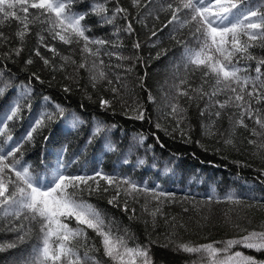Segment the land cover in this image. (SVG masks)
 <instances>
[{"label": "snow or ice", "instance_id": "snow-or-ice-1", "mask_svg": "<svg viewBox=\"0 0 264 264\" xmlns=\"http://www.w3.org/2000/svg\"><path fill=\"white\" fill-rule=\"evenodd\" d=\"M109 2L92 0V3L81 6L79 0H0V28L9 26V21L16 25L10 35L0 30V47L4 49L0 51V71L10 72L7 63L3 62L15 63L22 56L25 57L22 70L32 66L36 58L53 74L57 71L69 73L65 79L74 83L83 70L93 91H97L99 86L96 103L100 109L115 112V106L119 104L125 116L132 113L130 118L144 120L143 105L133 102L130 106L127 103L124 77L112 71V68L120 66L106 64L102 55L121 61L128 58L120 54L119 46L110 38L94 35L92 25L87 23L86 18L94 16L101 27L111 25L115 29L111 35L118 36L121 29L114 21L119 16L125 20L124 30L132 34L134 29L128 19V10L119 5V0H112L114 7L109 9ZM132 3L137 9L143 7L148 15L153 11L166 12L173 38L177 31L187 28L194 41L193 46L177 41L183 46L180 63L172 74L168 91L164 93L163 107L167 116L172 118V132H178L186 138L185 142H191L188 110L195 105L202 135L225 147L235 148L238 131L243 129L251 137L247 144L264 161V107H261L264 105V57L258 58L252 52L257 47L264 51V0H143V4L141 0H132ZM30 37L34 38V43L28 47ZM56 41L68 46V55L58 51ZM132 47L139 49V42H134ZM109 48L113 50L107 51ZM77 51L78 61L73 58ZM132 59L138 60L139 57ZM197 72L200 73V83L193 86L190 77ZM32 79L44 83L37 71L30 72L29 82ZM19 87L23 90L0 115V134L4 137L0 143V221L5 222L7 231L15 233L12 241L0 242V251L30 241V250L13 260L12 264H100L97 253L101 248L109 264H152L148 244H137L129 229L122 228L120 222L100 206L99 200L106 198L107 205L124 212L131 211L133 215L128 218L132 220L135 209H129V199L136 202L138 196H144L143 211L150 217L152 225L155 226L158 218L163 219L165 226L171 229L167 237L174 238L178 235L176 229H184L186 225L177 222L173 216L166 217L162 208L165 203L176 202V194L158 191L159 185L148 187L146 181L134 180L127 174L117 171L106 173L102 168L93 169L91 173L85 169L81 174H67L69 166L63 159L66 147L56 153L54 167L49 170L45 165L44 173L34 174L31 163L22 157L23 144L31 143L34 133L55 119L73 129L85 121L78 111L67 109L44 95L43 104H51L54 110L48 111L46 107L41 110L33 118L26 134L14 141L8 134V123L19 119L22 109L31 110V103L26 99L31 92L30 83H21ZM77 88L79 90L78 84ZM61 90L68 94L73 88L63 84ZM3 91L4 87H0V93ZM82 91L87 99H92L86 90ZM148 100L155 103L151 93H148ZM83 108L84 105L80 104V109ZM92 125L87 143L103 133L104 148L115 151L116 145L109 133L116 125L106 124L95 117ZM155 128L161 129L162 126L157 122ZM162 130L166 135L170 134L168 128ZM152 135L159 142V137L155 133ZM43 139L47 141L48 137ZM145 139L143 133L133 134L135 143H130L122 154L124 163H127L126 157L133 148L142 146ZM196 143L199 145L200 141ZM151 147L148 145V150ZM138 163L143 164L144 160L140 159ZM260 172L264 174V168ZM94 197L97 203L91 202ZM149 199L153 204L151 210ZM180 199L190 201L188 196ZM247 199L252 203H245L244 194L229 191L219 196L212 190L203 200H192L191 206L199 214L207 213L201 215L204 221L210 218L214 202L233 206L243 204L248 208L264 207V197L249 195ZM183 211L189 209L184 208ZM223 222L238 229L239 234L208 243H178L175 239L171 242L178 251L198 254L200 260L194 264H264V259L236 250L243 246L264 255V223L258 229L241 228L239 215L232 209L224 213ZM148 223L146 220L145 224ZM196 224L203 227L199 220ZM89 229L101 248H97L90 238Z\"/></svg>", "mask_w": 264, "mask_h": 264}, {"label": "trees", "instance_id": "trees-1", "mask_svg": "<svg viewBox=\"0 0 264 264\" xmlns=\"http://www.w3.org/2000/svg\"><path fill=\"white\" fill-rule=\"evenodd\" d=\"M81 6L92 3V0H79ZM143 4V0H141ZM119 5L128 10V19L132 21L134 32L127 33L124 30L125 20L117 17L115 25L121 29L118 36L111 34L115 29L111 25L101 27L96 22L97 18L89 16L87 23L92 25V32L96 36L110 38L119 48L120 54L128 59L119 60L116 57L110 59L102 55L106 64L119 65V68H112L117 75L124 77L123 83L127 86L125 99L131 106L133 102H138L145 109V119L135 120L130 118L133 114L124 115V109L121 105L115 106V112L112 110H102L97 101V91L88 85L87 74L81 70L77 81L65 79L69 73H51L44 68L42 63L34 58V64L28 69L22 70V56L15 63L5 61L8 71H0V87H4L3 93H0V115L7 110L8 105L15 99L21 89L19 85L29 84L31 92L26 97L31 103V110L22 109L20 118L8 123V134L13 140H18L26 134L33 118L38 116L39 112L45 107L48 111H53L51 104H43L42 97L47 95L56 103L62 104L67 109L78 111L85 123L73 129L66 126L59 119L53 120L47 127L34 133L31 143L25 142L22 146V157L24 161L30 162L32 171L44 173L45 165L50 170L55 166L56 153L66 147L63 159L69 166L67 174H81L83 170L102 168L106 173L117 171L121 174H127L137 181H146L148 187L159 185L158 191L174 192L177 200L174 203L163 205L165 216H173L177 222H183L186 225L184 229H176L178 235L174 238L167 237L171 229L167 228L163 219H157L155 226L152 225L150 217L143 211L145 197L138 196L136 202L129 199V209H135L134 218L131 211L124 212L120 208L107 205L106 198H101L99 204L105 208L110 216L120 222V226L127 227L135 242L140 245L148 244L149 255L152 264H194L200 257L198 254H190L178 251L171 242L175 239L179 242L191 241L192 243H208L211 240H222L232 238L239 234V230L228 227L224 224V213L232 209L233 213L239 215L241 228H257L264 223V207L254 206L251 208L233 206L226 203H213L211 205V215L207 221L201 220L198 210L193 209L191 201H201L206 194L215 190L216 194L223 196L229 191L237 194H244L245 203L251 204L247 199L249 195H255L257 198L264 197V174L260 169L264 168V161L258 155H255V149L247 144V139L251 138L248 132L240 129L237 134V145L225 147L222 143L216 142L213 138L202 135L199 124V117L195 105L189 108L188 117L191 129L188 135L191 142H185L178 132L173 133L172 118L166 114L164 109V93L168 91V85L172 83V74L176 70V60L180 59L183 46L177 41H184L189 46L194 45L187 28L181 29L172 35V27L167 24L168 14L166 12L153 11L151 15L143 7L137 9L132 0H119ZM109 9L114 7L112 0L107 4ZM32 11V9H30ZM158 17V19H157ZM9 26L0 28L6 35L15 31V22L9 21ZM156 35L152 36L151 33ZM139 42V49H133V43ZM34 43V38L28 40V47ZM55 47L64 55L69 54L68 46L56 41ZM4 49L0 47V51ZM109 48L107 51H112ZM27 49H25V52ZM253 55L264 57V51L260 48L252 50ZM159 53V55H158ZM49 55L48 53H44ZM139 57V59H132ZM73 58L79 60V52L73 53ZM171 60H175L173 67L168 66ZM253 67H254V62ZM2 67V64H0ZM31 71H37L41 75L43 84L32 79L29 82ZM183 72V68L180 69ZM53 76L55 77L53 79ZM190 79L193 86L200 83V73L197 72ZM5 84L7 85L5 87ZM63 84H69L73 88L71 93H64L61 88ZM79 85V90L77 88ZM86 90L92 96L89 100L84 95ZM148 93L155 98V103L148 100ZM107 95V93H104ZM80 104L84 105L83 110ZM261 107H264L262 105ZM95 117L106 124H114L115 128L109 133L112 141L116 145L115 151L104 148L103 133L93 138L92 142L87 143L91 135L92 119ZM159 122L161 129H156L155 124ZM227 125V121H223ZM168 128V135L162 130ZM223 130V129H221ZM143 133L146 137L142 146L137 145L126 157L127 163L122 155L127 151L130 143L133 141L134 133ZM159 137V142L153 137ZM47 136L45 141L43 137ZM3 135L0 134V143H3ZM219 139V138H216ZM199 140L198 145L196 141ZM148 145L151 149L148 150ZM203 145V147H201ZM140 159L144 160L139 164ZM43 160V164L41 161ZM237 161L239 163H237ZM188 196L189 202H184L180 198ZM93 203H97V198H93ZM153 206L149 199V210ZM188 208L189 211H183ZM232 213H230L231 215ZM149 223L146 225L145 221ZM200 221L203 227H197L196 222ZM67 222V221H66ZM89 236L96 243L97 248H101L99 241L89 229ZM15 233L7 231L5 222L0 221V242L12 241ZM151 241V243H149ZM31 248V242L26 241L18 244L15 248L0 251V264H12L13 260L26 254ZM236 250L243 251L249 255H256L258 259H264V255L254 250H249L240 246ZM97 259L100 264H109L108 258L103 255L102 248L97 253Z\"/></svg>", "mask_w": 264, "mask_h": 264}, {"label": "rangeland", "instance_id": "rangeland-1", "mask_svg": "<svg viewBox=\"0 0 264 264\" xmlns=\"http://www.w3.org/2000/svg\"><path fill=\"white\" fill-rule=\"evenodd\" d=\"M172 62H175V60H171L168 66H171L172 65L174 67L175 64L173 65ZM179 63H180V59H177L176 60V65H178Z\"/></svg>", "mask_w": 264, "mask_h": 264}]
</instances>
